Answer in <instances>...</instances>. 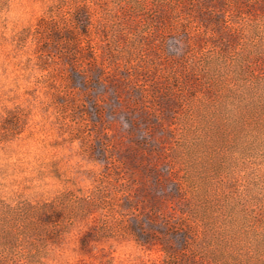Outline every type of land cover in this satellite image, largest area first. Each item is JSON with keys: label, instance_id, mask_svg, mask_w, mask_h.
I'll use <instances>...</instances> for the list:
<instances>
[{"label": "rangeland", "instance_id": "374dc122", "mask_svg": "<svg viewBox=\"0 0 264 264\" xmlns=\"http://www.w3.org/2000/svg\"><path fill=\"white\" fill-rule=\"evenodd\" d=\"M61 1L0 0V264H264V0Z\"/></svg>", "mask_w": 264, "mask_h": 264}, {"label": "trees", "instance_id": "16d2710c", "mask_svg": "<svg viewBox=\"0 0 264 264\" xmlns=\"http://www.w3.org/2000/svg\"><path fill=\"white\" fill-rule=\"evenodd\" d=\"M60 2L62 1L60 0ZM55 11V7L51 6L47 14L38 20L30 35L38 42V45L42 41H45L47 45L44 48L39 46L37 49L38 68L40 71H48V74L42 77L43 80L54 72V70H49L51 68L50 64H53V53L58 51V45H60L61 50H63L60 54L64 59L76 58L82 62L91 59L93 62L92 76L94 77L81 78L82 81L78 82L80 87L87 89L86 86L91 83L102 82L107 74V67L98 63L96 48L90 46L92 21L89 8L84 3L76 4L69 18L60 20V23L55 18ZM71 67L74 69L73 72L79 71L78 67L74 65ZM70 79L67 87H75L73 78ZM115 89H118V87H115ZM117 93V90H115L114 94L117 95Z\"/></svg>", "mask_w": 264, "mask_h": 264}]
</instances>
